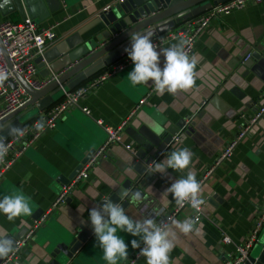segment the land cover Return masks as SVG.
I'll use <instances>...</instances> for the list:
<instances>
[{
    "label": "crops",
    "instance_id": "0c3cea01",
    "mask_svg": "<svg viewBox=\"0 0 264 264\" xmlns=\"http://www.w3.org/2000/svg\"><path fill=\"white\" fill-rule=\"evenodd\" d=\"M114 1L21 0L18 6L13 0H0V20L22 21L30 16L42 27L57 24L56 38L48 42L45 51L57 47L65 53L73 49L67 41L71 35L86 30L81 37L88 39L97 33L100 26L90 25L98 13ZM184 22L181 20L168 32L181 29ZM179 40L180 37L169 40L162 48L171 47ZM255 51L261 54L260 57L245 65ZM248 54L251 56L245 60ZM192 56L197 60L194 87L176 94L165 92L161 95L156 91L151 94L124 129L122 142L107 149L106 158L92 168L89 178L76 185L66 203L55 208L40 226L21 252L20 264H47L46 247L50 239L64 231H72L87 218L104 192H109L108 185L134 173L132 163L138 159L136 153L145 154L144 159L156 154L161 136L181 119H186L187 125L194 122L193 131L167 146L156 162L177 148L187 147L194 154L189 169L175 171L169 168L167 175L154 173V177L145 182V199L140 204L130 203L125 212L133 220L152 218L158 223L174 203L171 194L165 195L164 191L191 170L201 184V196L206 200L204 216L197 222L198 232L185 235L176 230L170 264H228L235 259L237 247L245 242L264 207V116L252 126L229 158L216 165L212 172L208 173V170L242 130L247 117L250 118L261 104L264 93V2L251 3L213 19L199 36ZM163 63L161 55V68ZM37 66L36 78L45 79L47 65L40 67L37 63ZM133 68L132 63L80 99L78 105L66 112L56 127L46 131L6 173L0 181V198L22 191L30 197L32 214L10 222L0 213V233H17L25 226L30 227L35 214L41 217L50 209L63 186L67 185L60 177L70 176L85 151L98 149L105 142V127L119 126L140 99L150 92L154 87L151 80L135 86L127 80L126 75ZM84 107L90 114L83 110ZM158 128L163 129L160 135L155 132ZM128 144L132 149L126 148ZM189 219H194L190 207L174 218L178 221ZM120 235L129 246V258L137 250L131 247V240L139 237L124 232ZM226 236L230 237V243L224 241ZM258 242H264V229ZM257 243L249 255L257 251ZM127 260L118 261V264ZM66 264L108 262L96 242ZM138 264H147L146 258L142 257Z\"/></svg>",
    "mask_w": 264,
    "mask_h": 264
},
{
    "label": "water",
    "instance_id": "95a60500",
    "mask_svg": "<svg viewBox=\"0 0 264 264\" xmlns=\"http://www.w3.org/2000/svg\"><path fill=\"white\" fill-rule=\"evenodd\" d=\"M13 1L18 6L21 2V0ZM227 1L229 0H115L108 9L99 12L98 17L90 25L100 26L96 34L88 39H83L81 35L86 30L78 31L68 37V46L73 48L71 51L64 53L59 51V48L53 47L36 59V63L40 67L47 65L45 78L53 74H56L57 78L51 80L42 88L36 89L30 86L22 76L14 72L20 85L31 98L25 105L0 119V136L8 138L11 136L8 132L10 126H24V123H26L24 119H28L32 112L45 111L62 99L64 91L77 88L80 84L88 81L124 55H127L125 48L131 47L132 32H152L151 39H154L176 27L181 20L200 15ZM0 49L10 68H12L1 38ZM60 55L62 56L55 61ZM251 55V59L245 62V65L249 62L253 63L261 54L255 51ZM10 84L12 88H16L13 80H10ZM193 127L194 122L187 125V120L181 119L173 128H168L166 134L164 133L161 136L156 154L144 159L145 154L136 153L138 159L132 163L134 173L126 174L124 180L118 179L113 184L108 185L109 192H104L105 194L94 207L102 205L104 199L109 198L114 203H121L122 207L126 209L131 202L130 197L120 200L119 194L123 189L140 191L144 196L145 182L154 177V173L150 172L153 163L156 162L161 152L167 149V146L175 142L176 136L178 140H181L182 137L193 131ZM95 151L94 148L85 151L84 157L80 160L74 172L68 177L61 176L60 180L66 181L67 184L70 183ZM38 215L35 214L34 220L40 217ZM28 230L29 227L25 226L19 232H11L7 236L16 243ZM96 242L98 241L88 215L72 231H64L59 236L50 239L46 247L48 258L45 259V262L47 264H66ZM257 247V251L250 254L241 264H264V242H258ZM3 260L4 258L0 259V263Z\"/></svg>",
    "mask_w": 264,
    "mask_h": 264
},
{
    "label": "built area",
    "instance_id": "2783aa9c",
    "mask_svg": "<svg viewBox=\"0 0 264 264\" xmlns=\"http://www.w3.org/2000/svg\"><path fill=\"white\" fill-rule=\"evenodd\" d=\"M264 0H229L227 2L218 4L210 10L188 18L185 20L183 27L175 32H166L161 34L154 39L152 42L159 47H162L169 40L182 37L185 41V51L191 56L195 50L196 42L199 36L204 30L210 25L213 19L229 15L235 10H240L251 3H262ZM107 6L105 9H108ZM57 24H52L46 27L39 26L33 18L27 16L22 21H12L9 19L0 20V38L5 48L9 61L11 62L12 68H10L7 59L0 49V70H4L9 73V79L0 85V119L14 112L18 108L25 105L30 95L20 85L18 79L14 75V72L24 78V80L33 88L40 89L44 85L48 84L51 80L57 78L56 74L51 75L48 78L39 80L36 78L38 73V66L36 59L45 53L48 42H52L56 38ZM159 49V48H158ZM157 49V50H158ZM250 54L245 57V60L250 58ZM133 62L129 58L128 54L124 55L121 59L104 69L94 77L90 78L85 84L79 87L64 91V95L61 100L47 108L45 111L39 113L37 117L31 120L28 124H25L21 128L26 130V135L23 138H16L9 136L4 138V142L10 145L7 155L4 157L3 162H0V181L6 175V173L25 155L27 150L32 147L36 142L40 140L43 134L56 127L59 119L69 110L76 107L84 96H86L92 90L97 89L102 83L116 75L118 72L125 70ZM10 80H13L16 88H12ZM155 91V86L151 88L150 92L140 99L130 112L125 116L119 126L110 127L106 126L107 138L105 142L94 152L91 158L82 167L80 172L75 178L63 186L60 194L52 204L51 208L42 214V216L34 220L29 227L27 233L18 239L15 243V251L10 253L0 264H20V254L29 245L32 238L35 236L40 226L47 220L49 215L55 210V208L66 203L72 190L76 185L82 181H86L92 168H94L102 159L106 158L107 149L114 143H121L124 129L135 119L141 107L146 103V100ZM83 110L90 114V110L86 107ZM246 116V115H245ZM264 116V93L261 96V104L247 117V120L242 130L236 135L234 140L220 153L218 158L212 167L208 170V173L212 172L216 165H219L222 161L229 158L236 146L242 141L252 129V126L256 124ZM44 117L47 122L46 128L43 132H38L35 127V121ZM100 124H103L101 121ZM178 137H175L177 140ZM127 149H132L131 145H126ZM201 206V211L197 213L190 204L186 203L184 207H178L174 200L172 208L167 212L158 222L160 223H171L184 208L190 207L194 211V219L197 222L204 216V208L206 200ZM264 229V207L257 216L250 230L248 237L245 242L237 247L238 255L234 260L228 262V264H241L249 255L250 250L256 245L259 240V236ZM226 243H230V237H224ZM143 247V243L141 244ZM140 249L135 250L128 260L124 264H138L143 256L138 255Z\"/></svg>",
    "mask_w": 264,
    "mask_h": 264
},
{
    "label": "clouds",
    "instance_id": "9594fccd",
    "mask_svg": "<svg viewBox=\"0 0 264 264\" xmlns=\"http://www.w3.org/2000/svg\"><path fill=\"white\" fill-rule=\"evenodd\" d=\"M152 32L131 33V47L125 48L134 68L126 75L127 80L133 85L146 84L151 80L158 94L165 92L176 94L178 91L187 92L195 85V56L190 57L185 51L186 41L181 37L179 43L171 47H159L152 42ZM159 48V51L157 50ZM161 55L164 57L163 67L160 66ZM9 79V73L0 70V85ZM47 122L44 117L35 121L34 127L38 132H43ZM163 129H155L157 135ZM9 135L23 138L26 130L17 126L8 128ZM10 145L4 142L0 136V162H3ZM193 152L187 148H177L171 151L163 160L154 162L150 170L152 173L167 175V170L184 171L189 169L193 162ZM26 177L25 179H28ZM201 184L193 171L189 170L186 177L176 179L164 191L171 194L178 207H184L186 203L199 213L204 200L201 196ZM120 200L130 197V202L140 204L145 197L140 191L123 189L120 192ZM0 213H3L8 221H14L17 217L30 216L32 206L30 197L22 191L0 198ZM94 235L99 248L103 250V258L108 264H118V261L128 259V244L121 232L131 234L139 239L131 240L133 249H140L138 255L146 258L147 264H170V253L175 247L177 231L185 235L198 232L197 220L184 221L171 220V223L158 224L152 218L142 221L131 219L125 212L121 203H114L105 198L102 205L89 211ZM141 242L143 247H141ZM15 251V241L5 233H0V259L7 257Z\"/></svg>",
    "mask_w": 264,
    "mask_h": 264
},
{
    "label": "rangeland",
    "instance_id": "374dc122",
    "mask_svg": "<svg viewBox=\"0 0 264 264\" xmlns=\"http://www.w3.org/2000/svg\"><path fill=\"white\" fill-rule=\"evenodd\" d=\"M30 115H31V116H30L29 118L31 119V118L34 117V116H35V117L38 116V112L34 111V112H32ZM29 118L26 119V120L24 119V122L30 120ZM26 123H27V122H26Z\"/></svg>",
    "mask_w": 264,
    "mask_h": 264
}]
</instances>
